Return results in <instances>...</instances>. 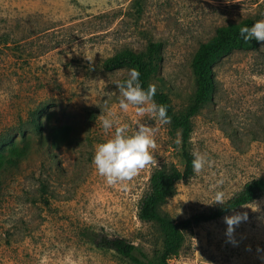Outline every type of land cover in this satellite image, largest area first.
I'll return each mask as SVG.
<instances>
[{
    "label": "rangeland",
    "instance_id": "obj_1",
    "mask_svg": "<svg viewBox=\"0 0 264 264\" xmlns=\"http://www.w3.org/2000/svg\"><path fill=\"white\" fill-rule=\"evenodd\" d=\"M254 15L263 35L264 0H0V148L21 155L0 170V264H128L93 232L154 258L161 231L138 207L152 171L183 169L180 133L156 100L123 85L131 68L102 62L161 41L148 84L182 115L198 45ZM213 75L211 99L190 117L194 172L159 207L174 220L264 176V44L219 58ZM168 264H264V196L185 230Z\"/></svg>",
    "mask_w": 264,
    "mask_h": 264
},
{
    "label": "trees",
    "instance_id": "obj_2",
    "mask_svg": "<svg viewBox=\"0 0 264 264\" xmlns=\"http://www.w3.org/2000/svg\"><path fill=\"white\" fill-rule=\"evenodd\" d=\"M258 15L247 16L239 22H228L215 29L208 40L201 42L192 58L191 67L195 79L193 99L185 114L177 115L171 108L169 98L163 91L155 90L148 84L161 59V41H148L145 48L139 51L124 49L107 57L102 67L107 70L127 66L133 70V77H124L123 85L136 87L156 100L161 114L168 119L180 133L181 157L183 169L172 166L169 169L156 168L149 176V189L143 196L138 207V217L145 222L158 224L161 235V249L154 258H150L140 247L121 236H108L104 233H91L89 240L97 247L115 251L128 264H168L171 257L178 254L185 239V230L208 220H213L237 207L264 196V176H255L246 181L224 203L217 207L195 213L187 218L174 220L159 211L160 205L176 192V182L187 179L194 172V154L188 149L191 130L190 117L212 97L214 90L213 64L219 58L235 49H257L264 44V34L258 35L254 27L259 20ZM8 41L0 36V45L7 46ZM34 128H40L37 120L32 119ZM20 152L14 148H0V170L8 165H16Z\"/></svg>",
    "mask_w": 264,
    "mask_h": 264
}]
</instances>
